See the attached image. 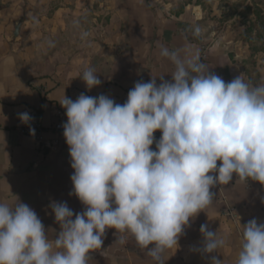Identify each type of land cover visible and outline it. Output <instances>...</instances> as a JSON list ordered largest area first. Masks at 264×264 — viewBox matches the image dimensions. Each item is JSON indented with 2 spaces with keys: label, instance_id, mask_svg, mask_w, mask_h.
I'll list each match as a JSON object with an SVG mask.
<instances>
[{
  "label": "clouds",
  "instance_id": "9594fccd",
  "mask_svg": "<svg viewBox=\"0 0 264 264\" xmlns=\"http://www.w3.org/2000/svg\"><path fill=\"white\" fill-rule=\"evenodd\" d=\"M160 56L174 67L170 79L137 81L122 104L104 94L75 100L64 94L70 195L84 208L77 213L51 202L60 230L49 239L28 204L16 196L14 205L0 201V264H88L109 229L121 244L131 235L154 264H163V254L178 248L185 229L214 203L213 188L233 177L264 187V84L244 73L225 81L190 48L161 46ZM80 78L89 91L102 83L93 68ZM19 119L28 124L32 117L24 112ZM241 227L236 264H264V221ZM200 233L196 251L204 255L226 245L207 223ZM211 264L223 260L213 255Z\"/></svg>",
  "mask_w": 264,
  "mask_h": 264
},
{
  "label": "crops",
  "instance_id": "0c3cea01",
  "mask_svg": "<svg viewBox=\"0 0 264 264\" xmlns=\"http://www.w3.org/2000/svg\"><path fill=\"white\" fill-rule=\"evenodd\" d=\"M197 1L0 0V201L14 205L18 197L54 238L60 228L50 203L66 202L77 213L84 208L70 195L73 169L64 134L53 130L65 113L59 102L64 94L75 100L83 93L104 94L118 103L137 81L170 79L174 67L160 56L161 46L198 52L225 81L244 73L254 84H264V53L252 56L238 38L244 27L239 12L230 16L237 0ZM87 68L102 81L90 91L80 78ZM27 107L42 113V141L22 131L19 115ZM212 191L214 203L185 229L178 248L163 254V264H211L213 255L236 264L241 226L253 218L264 221V193L257 182L236 177ZM205 223L226 240L218 253L196 251ZM118 239L115 230H107L88 264H154L131 235L123 244Z\"/></svg>",
  "mask_w": 264,
  "mask_h": 264
},
{
  "label": "trees",
  "instance_id": "16d2710c",
  "mask_svg": "<svg viewBox=\"0 0 264 264\" xmlns=\"http://www.w3.org/2000/svg\"><path fill=\"white\" fill-rule=\"evenodd\" d=\"M243 3L246 4L243 8L240 5H234V13L230 16L239 12L238 15L244 27L238 34V38L249 46L252 56H255L264 53V10L261 0H243ZM196 4L202 5L201 0H198ZM182 11L183 9L178 10L176 15Z\"/></svg>",
  "mask_w": 264,
  "mask_h": 264
},
{
  "label": "built area",
  "instance_id": "2783aa9c",
  "mask_svg": "<svg viewBox=\"0 0 264 264\" xmlns=\"http://www.w3.org/2000/svg\"><path fill=\"white\" fill-rule=\"evenodd\" d=\"M125 101L126 100H121L118 103L122 104ZM25 112L29 113L30 116L32 117V119L28 124H24L22 131L25 134L30 135L33 138L37 139L38 141H42L43 135H44V130H45V126H44L43 118H42V113L38 109L33 108V107H27ZM66 121H67L66 114L65 113L60 114L59 120L53 126V130H55L57 132H63V124L66 123ZM30 129L35 130L34 135L30 134ZM154 136L158 140L161 136V133L157 131L156 133H154ZM153 149H155V144H153ZM260 187L264 193V187H262L261 185H260Z\"/></svg>",
  "mask_w": 264,
  "mask_h": 264
},
{
  "label": "rangeland",
  "instance_id": "374dc122",
  "mask_svg": "<svg viewBox=\"0 0 264 264\" xmlns=\"http://www.w3.org/2000/svg\"><path fill=\"white\" fill-rule=\"evenodd\" d=\"M233 5H240V7H242V8L246 6V4L243 3V0H237L236 2H234ZM261 6L264 10V1H262V0H261ZM233 7H235V6H233Z\"/></svg>",
  "mask_w": 264,
  "mask_h": 264
}]
</instances>
